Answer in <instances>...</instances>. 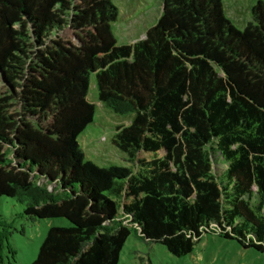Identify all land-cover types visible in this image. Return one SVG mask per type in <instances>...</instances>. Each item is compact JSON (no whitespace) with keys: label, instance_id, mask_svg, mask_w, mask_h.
I'll return each instance as SVG.
<instances>
[{"label":"trees","instance_id":"obj_1","mask_svg":"<svg viewBox=\"0 0 264 264\" xmlns=\"http://www.w3.org/2000/svg\"><path fill=\"white\" fill-rule=\"evenodd\" d=\"M252 15L240 29L223 0H163L118 44L114 0H0V196L71 221L31 264H119L133 232L177 256L210 231L264 253V0ZM93 78L135 115L114 137L130 165L86 158Z\"/></svg>","mask_w":264,"mask_h":264},{"label":"rangeland","instance_id":"obj_2","mask_svg":"<svg viewBox=\"0 0 264 264\" xmlns=\"http://www.w3.org/2000/svg\"><path fill=\"white\" fill-rule=\"evenodd\" d=\"M258 0H223L226 15L240 29L253 20L252 10ZM119 7L113 30L118 44L133 43L146 37L163 11V0H114ZM2 85L0 79V86ZM90 99L96 104L94 122L79 137L86 158L101 166L130 165L128 154L114 142L120 124H128L134 113L120 114L100 100L93 78ZM53 189V186H51ZM25 205L13 197L0 196V264H31L51 226H68L66 217L30 220L24 214ZM144 257L152 264H264V253L246 248L237 240L218 232H206L195 244L192 253L177 256L159 242H149L133 232L122 250L119 264H137Z\"/></svg>","mask_w":264,"mask_h":264},{"label":"built area","instance_id":"obj_3","mask_svg":"<svg viewBox=\"0 0 264 264\" xmlns=\"http://www.w3.org/2000/svg\"><path fill=\"white\" fill-rule=\"evenodd\" d=\"M51 186H53V187H54V185H51ZM51 186H50V187H51Z\"/></svg>","mask_w":264,"mask_h":264}]
</instances>
